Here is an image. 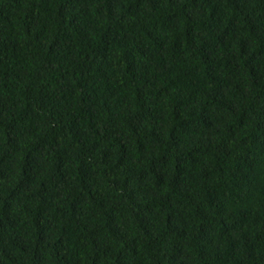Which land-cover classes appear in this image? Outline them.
I'll list each match as a JSON object with an SVG mask.
<instances>
[{"label":"trees","instance_id":"16d2710c","mask_svg":"<svg viewBox=\"0 0 264 264\" xmlns=\"http://www.w3.org/2000/svg\"><path fill=\"white\" fill-rule=\"evenodd\" d=\"M0 264H264V0H0Z\"/></svg>","mask_w":264,"mask_h":264}]
</instances>
